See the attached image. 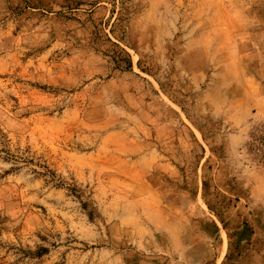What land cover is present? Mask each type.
<instances>
[{"label":"rangeland","instance_id":"obj_1","mask_svg":"<svg viewBox=\"0 0 264 264\" xmlns=\"http://www.w3.org/2000/svg\"><path fill=\"white\" fill-rule=\"evenodd\" d=\"M0 264H264V0H0Z\"/></svg>","mask_w":264,"mask_h":264}]
</instances>
